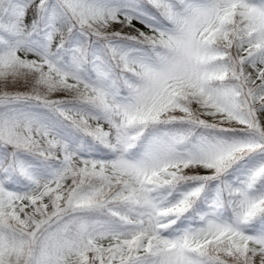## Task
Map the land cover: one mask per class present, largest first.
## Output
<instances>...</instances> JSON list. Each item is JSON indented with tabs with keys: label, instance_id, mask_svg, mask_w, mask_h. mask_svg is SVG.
Wrapping results in <instances>:
<instances>
[{
	"label": "snow or ice",
	"instance_id": "6c2138e0",
	"mask_svg": "<svg viewBox=\"0 0 264 264\" xmlns=\"http://www.w3.org/2000/svg\"><path fill=\"white\" fill-rule=\"evenodd\" d=\"M0 264H264V0H0Z\"/></svg>",
	"mask_w": 264,
	"mask_h": 264
}]
</instances>
